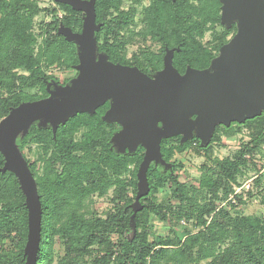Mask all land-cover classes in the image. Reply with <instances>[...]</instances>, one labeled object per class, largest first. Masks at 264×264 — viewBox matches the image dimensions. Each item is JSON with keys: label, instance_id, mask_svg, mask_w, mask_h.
Listing matches in <instances>:
<instances>
[{"label": "trees", "instance_id": "16d2710c", "mask_svg": "<svg viewBox=\"0 0 264 264\" xmlns=\"http://www.w3.org/2000/svg\"><path fill=\"white\" fill-rule=\"evenodd\" d=\"M52 3L54 7H42L40 0H0V121L24 103L52 98V90L70 85L80 74L79 46L58 31L64 26L82 32L85 14ZM124 4L125 0L96 2L97 24L102 25L95 34L97 59L138 68L152 78L163 71L164 57L172 49V64L180 75L192 69L213 70L228 37L237 33V20L231 25L223 22L222 0H151L138 32L132 31L135 9ZM44 14L51 20L38 24ZM217 26H222V35L213 47H205L203 38ZM133 37L142 38L149 48L152 43L160 46L155 63H150L154 53L149 48L126 57ZM53 71H76V76L61 84L50 74ZM109 109L107 103L95 114L70 118L58 125L56 137L52 123L44 126L37 120L17 139L42 203L37 264H264V212L251 217L235 212L236 202H244L235 186L242 184L256 154L264 151V110L244 123L218 124L207 142L196 131L188 138H162L164 162L151 164L150 193L138 210L137 174L146 145L121 150L116 142L120 125L105 119ZM243 128L250 131V140L233 157L214 159L213 145L221 136ZM33 146L40 149V158L32 163L25 149ZM183 152L205 157L197 186L180 180L183 164L175 157ZM4 165L0 152V264H25L27 197L14 173L1 172ZM255 187L261 188L264 204V175L255 180ZM162 190L167 197L160 200ZM95 197L110 199L113 207L106 217L94 210ZM225 201L228 205L222 206ZM152 218L172 225L171 234L154 236ZM58 242L64 248L59 258Z\"/></svg>", "mask_w": 264, "mask_h": 264}, {"label": "water", "instance_id": "95a60500", "mask_svg": "<svg viewBox=\"0 0 264 264\" xmlns=\"http://www.w3.org/2000/svg\"><path fill=\"white\" fill-rule=\"evenodd\" d=\"M85 14L83 29L74 33L62 26L58 33L75 42L81 52L78 79L70 87H56L52 98L24 103L0 121V152L5 158L2 173H14L27 197L29 234L25 264H37L41 243L42 203L36 179L20 152L17 139L30 126L42 120L53 125L56 137L59 124L79 114H95L112 101L105 115L125 130L116 137L117 144L135 150L146 145L137 179L136 207L150 193L148 171L154 161H161V140L194 130L202 141L210 140L218 124L244 123L264 110V0H222V19L227 25L239 20L232 41L222 47L213 70H189L184 76L173 67L175 49L167 50L164 69L156 78L138 68L97 62L95 34L97 0H54ZM196 117L195 119H193ZM159 124L163 128L159 129Z\"/></svg>", "mask_w": 264, "mask_h": 264}, {"label": "rangeland", "instance_id": "374dc122", "mask_svg": "<svg viewBox=\"0 0 264 264\" xmlns=\"http://www.w3.org/2000/svg\"><path fill=\"white\" fill-rule=\"evenodd\" d=\"M42 7H54L52 0H40ZM151 0H125L124 7L126 9L134 8L135 9V25L132 26V31L138 32L142 28V19H143V9L150 4ZM51 20L50 16L41 15L37 19V23H41L43 21L49 22ZM236 28L238 30V25L236 24ZM223 28L222 26H217L213 30L208 31L205 37L202 40V43L205 47L211 48L216 43L215 38L222 35ZM129 41L127 46L126 57L128 59H132L135 55H139L142 49L148 50L149 43L144 42L142 38L133 37ZM233 35L228 37V41H232ZM154 55H151L149 59H151L150 63H155L157 61L156 56L160 53V46L153 44L149 48ZM145 61V58L142 59ZM50 74H54L58 77L61 84L67 82L69 79H72L76 76V71H67V72H51ZM35 91V90H34ZM33 91V92H34ZM235 125V124H234ZM239 133H235L232 135H222L221 141L217 142L213 145V158L216 159H225L227 157H233V155L241 148L244 142H248L251 138L250 131H247V128L240 129ZM81 137V132L78 133L77 139L79 140ZM202 141V140H201ZM121 150L125 148L123 144L120 146ZM25 154L27 158L33 163L38 161L40 158V149L37 146H33L32 148H26ZM176 160L180 161L183 164V168L180 171V180L182 182H187L189 185H198L199 177L202 173V166L205 163V157L202 155H198L194 152H183L179 153L175 157ZM174 159V160H175ZM211 164V163H209ZM213 165V164H211ZM264 175V151L262 153L256 154L253 158L250 166L245 171V176L242 178V184L240 186H235L236 193H242L244 195L243 204H239L236 202V213H242L246 216L259 215L264 212V204L261 200L260 191L261 188H254L255 180ZM252 192V196L250 191ZM167 197L166 190H162L159 194V199L162 200ZM228 202L225 201L222 203V206H227ZM94 210L98 212L102 217H106V213L110 211L113 207L109 198H97L95 197L92 203ZM153 223V235L154 236H166L167 234H171L170 228L172 225L161 222L152 218ZM56 254L57 258L61 257L64 254V248L61 243H57L56 245ZM200 264H207V262H202Z\"/></svg>", "mask_w": 264, "mask_h": 264}, {"label": "flooded vegetation", "instance_id": "af4514ba", "mask_svg": "<svg viewBox=\"0 0 264 264\" xmlns=\"http://www.w3.org/2000/svg\"><path fill=\"white\" fill-rule=\"evenodd\" d=\"M239 20H240V19L237 20V25H238V23H239ZM100 60H101V58L97 59V62H99ZM78 71H79V70H78ZM211 71H212V70H211ZM79 72H80V71H79ZM79 76H80V74H79ZM79 76H78L77 78L73 79V80H72V83H73L74 80L78 79ZM72 83H71L70 85H63L62 87H70V86H72ZM108 103H110V107H111L112 101H109ZM195 118H196V117H194L193 119H195ZM119 125H120V124H119ZM119 128H120L119 133L125 130V128H124L122 125H120ZM194 131H196V129H195Z\"/></svg>", "mask_w": 264, "mask_h": 264}]
</instances>
